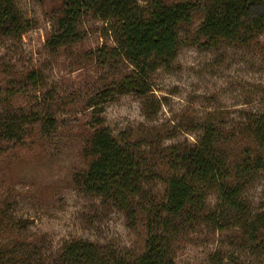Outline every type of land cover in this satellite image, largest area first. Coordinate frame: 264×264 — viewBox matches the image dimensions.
I'll return each instance as SVG.
<instances>
[{
	"label": "rangeland",
	"instance_id": "1",
	"mask_svg": "<svg viewBox=\"0 0 264 264\" xmlns=\"http://www.w3.org/2000/svg\"><path fill=\"white\" fill-rule=\"evenodd\" d=\"M15 6L28 28L19 37L0 33V95L14 110H37L35 103L45 102L56 128L43 135L36 126L22 142L0 145V249L15 246L9 253L14 263L42 264L78 240L123 254L140 251L141 230L130 229L123 212L76 184L91 159L86 149L97 129L114 137L128 132L162 149L193 144L204 125H214L233 136L229 145L237 161L245 148L256 152L241 130L248 115L264 114V32L249 44L206 47L196 40L203 18L196 12L180 30L183 43L174 60L151 74V93L121 95L94 113L87 100L131 71L124 62L102 65L96 59L98 49L115 47L114 21L86 12L77 26L80 40L50 53L47 43L58 32L63 0H15ZM29 74L38 85L28 82ZM163 190L159 180L146 189L152 203ZM242 196L251 213L264 210V168L246 179ZM217 208V195L208 193L204 211ZM250 243L246 230L230 226L220 232L200 222L181 230L173 262L264 264L263 250Z\"/></svg>",
	"mask_w": 264,
	"mask_h": 264
},
{
	"label": "trees",
	"instance_id": "2",
	"mask_svg": "<svg viewBox=\"0 0 264 264\" xmlns=\"http://www.w3.org/2000/svg\"><path fill=\"white\" fill-rule=\"evenodd\" d=\"M63 4L58 32L47 43L50 53L78 42L81 16L91 12L114 21L115 47L98 49L96 59L102 65L118 60L131 67L129 74L98 89L87 100V108L94 113L121 95L145 97L151 93V74L174 60L183 43L180 30L196 12L203 14L196 40L203 39L206 47L249 44L264 32V0H145L144 4L140 0H63ZM27 28L15 0H0V33L19 37ZM27 80L38 85L35 74H29ZM43 98L51 101L46 95ZM45 105L35 103L37 110H14L0 95V145L22 142L36 126L43 135L54 131V116ZM241 133L256 152L245 148L244 157L237 161L229 145L233 136L214 125H204L193 144L183 142L162 149L147 139H131L128 132L114 137L105 129L95 130L86 149L91 159L84 173L76 177V184L123 212L128 227L141 230L142 246L137 253L123 254L87 241H71L42 264H174L176 238L186 226L193 228L200 222L220 232L230 226L246 230L250 246L264 252V210L251 213L242 196L246 179L264 168V114L248 115ZM155 180L163 183L164 190L152 203L146 189ZM211 192L217 195L219 208L205 212L204 200ZM14 247L0 249V264H18L9 255Z\"/></svg>",
	"mask_w": 264,
	"mask_h": 264
}]
</instances>
